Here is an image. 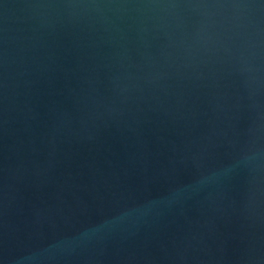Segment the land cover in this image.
I'll return each instance as SVG.
<instances>
[{"label":"water","instance_id":"water-1","mask_svg":"<svg viewBox=\"0 0 264 264\" xmlns=\"http://www.w3.org/2000/svg\"><path fill=\"white\" fill-rule=\"evenodd\" d=\"M0 264H264V0H0Z\"/></svg>","mask_w":264,"mask_h":264}]
</instances>
